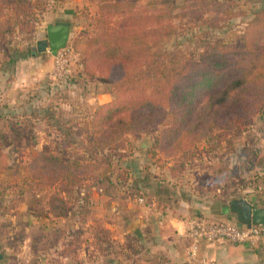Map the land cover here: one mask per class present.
<instances>
[{
    "label": "rangeland",
    "instance_id": "obj_1",
    "mask_svg": "<svg viewBox=\"0 0 264 264\" xmlns=\"http://www.w3.org/2000/svg\"><path fill=\"white\" fill-rule=\"evenodd\" d=\"M28 1L30 11L15 8L13 0L0 4V148L8 163L7 168H0V251L8 262L129 264L139 245L136 235L106 230L135 200L142 198L141 205L156 209L153 184L163 186L166 193L172 190L174 197V192H198L228 204L237 195L264 205V111L245 124H234L230 131H217L213 140L198 145L200 155L195 161H184L174 151L153 157L151 148L161 130L157 124L124 134L108 148L90 146L87 136L99 107L91 103L92 94L110 91V84L84 76L80 63L71 66L63 81L56 80L53 57L49 51L39 53L37 43L47 39L48 25L68 24L67 46L79 53L77 42L91 30L98 6L106 0ZM148 1L137 0L139 4ZM174 1L177 30L164 47L180 48L195 61L209 45H241L248 21L264 4V0ZM40 70L43 76L37 77ZM225 111L226 107L221 108L217 115ZM17 126L22 138L12 134ZM188 143L185 138L180 145L184 148ZM52 152L64 161L79 159L89 164L78 187L63 192L64 184L55 182L50 171L30 167L39 153ZM129 179L151 185L150 192ZM17 183H27L25 188L29 184L25 198L13 188ZM59 193L68 203L65 217L49 219L48 231H42L39 224L32 231L30 218L34 216L40 224L49 218L48 204ZM33 199L40 201L32 203ZM43 232L56 233L45 242ZM94 232L98 234L96 246L91 238Z\"/></svg>",
    "mask_w": 264,
    "mask_h": 264
},
{
    "label": "trees",
    "instance_id": "obj_2",
    "mask_svg": "<svg viewBox=\"0 0 264 264\" xmlns=\"http://www.w3.org/2000/svg\"><path fill=\"white\" fill-rule=\"evenodd\" d=\"M13 1L15 8L31 10L28 0ZM177 18L174 0H106L98 6L94 25L76 48L83 75L106 80V93L114 99L96 110L87 136L90 146L108 148L124 134L157 124L161 130L151 148L153 157L174 151L184 161H195L198 145L213 140L217 131H230L264 111V4L248 21L241 45H209L196 61L180 48L164 47L176 33ZM19 127L13 129L14 137L23 135ZM185 138L189 143L182 148ZM30 165L50 171L55 182L64 184L63 192L78 187L89 169L79 159L64 161L54 152L39 153ZM7 167L0 148V168ZM25 184L13 187L22 198L30 189ZM67 207L60 193L48 204L55 218L65 217ZM57 238L62 240V234Z\"/></svg>",
    "mask_w": 264,
    "mask_h": 264
},
{
    "label": "crops",
    "instance_id": "obj_3",
    "mask_svg": "<svg viewBox=\"0 0 264 264\" xmlns=\"http://www.w3.org/2000/svg\"><path fill=\"white\" fill-rule=\"evenodd\" d=\"M68 25V24H66ZM40 72H36L37 77H42ZM51 72V71H50ZM48 72V73H50ZM44 73V72H41ZM113 97L107 93L92 94L91 103L100 106L109 103ZM140 190L150 192L151 185L142 186L139 182L129 179ZM127 181V182H128ZM143 184V183H142ZM138 185V186H137ZM155 185V193L151 198L156 203V209L147 208L142 203H128L126 212H123L122 217L114 222H109L106 232L125 236L127 234L136 235L138 238V247L133 253L132 259H128L129 264H193L187 259L188 241L185 238V230L187 222L190 218L196 215H206L215 219L218 222H230L240 227L247 226L245 219L242 216L241 208L234 204H221L217 198L205 196L198 192H174L177 197L172 195L173 191L166 193L163 186ZM176 190V189H175ZM153 194V193H151ZM157 194V195H156ZM240 200V199H237ZM252 202V201H251ZM249 202L253 207L261 208L254 203ZM221 204V205H220ZM230 206V213L224 214L223 208ZM34 215V214H33ZM241 216V217H239ZM30 218L32 222V231L39 224L42 231L50 230L49 224L51 221L59 220L48 212L49 218H43L42 224L35 221V218ZM214 220V221H215ZM45 224V226H43ZM124 229L126 232H124ZM112 232V233H111ZM46 242V237L53 238L56 232H43ZM31 235H35L34 232ZM113 239H116L114 235ZM125 238V237H124ZM133 252V251H131ZM0 254L1 251H0ZM3 255V254H2ZM201 255L215 260L218 264H264V235L260 243L256 247L243 245H232L226 242L202 243ZM4 256V255H3ZM0 264H12L5 258L0 261ZM36 264H67L61 260L48 262L45 259L40 260Z\"/></svg>",
    "mask_w": 264,
    "mask_h": 264
},
{
    "label": "built area",
    "instance_id": "obj_4",
    "mask_svg": "<svg viewBox=\"0 0 264 264\" xmlns=\"http://www.w3.org/2000/svg\"><path fill=\"white\" fill-rule=\"evenodd\" d=\"M54 59V78L63 81L73 64H79L81 57L70 46L60 50ZM143 203V199H138ZM264 235V225L240 227L230 222H214L202 215H196L187 222L185 238L187 239V259L193 264H218L213 259L201 255L202 243L226 242L232 245L247 244L256 247Z\"/></svg>",
    "mask_w": 264,
    "mask_h": 264
},
{
    "label": "water",
    "instance_id": "obj_5",
    "mask_svg": "<svg viewBox=\"0 0 264 264\" xmlns=\"http://www.w3.org/2000/svg\"><path fill=\"white\" fill-rule=\"evenodd\" d=\"M71 37V27L66 24H51L47 27V39L41 40L37 43V51L39 53L50 52L52 57H55L58 52L64 49ZM235 205L241 208L242 216L245 219L247 227L253 225H264V209L253 207L247 200L240 199L231 203L230 206ZM230 206L223 208V213H230ZM241 217V216H239ZM4 256L0 254V261Z\"/></svg>",
    "mask_w": 264,
    "mask_h": 264
}]
</instances>
